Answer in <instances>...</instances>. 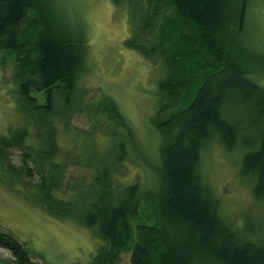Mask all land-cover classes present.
<instances>
[{
	"label": "trees",
	"instance_id": "trees-1",
	"mask_svg": "<svg viewBox=\"0 0 264 264\" xmlns=\"http://www.w3.org/2000/svg\"><path fill=\"white\" fill-rule=\"evenodd\" d=\"M48 1L0 0V51L16 53L15 98L25 119L10 137L0 133V164L16 176H34L26 159L33 160L40 177L35 199L54 217L73 218L94 232V264H120L123 253L132 264H264V228L224 218L199 170L201 150L215 136L228 148L240 145L246 151L241 172L264 204V85L248 70V50L237 39L247 0H113L129 11L126 46L163 72L151 117L162 138L161 169L146 195L136 181H113L126 158L115 127L120 116L104 94L88 99L80 85L87 70L83 32L52 15ZM81 115L113 137L92 182L66 180L71 159L58 160L59 124L71 128ZM31 126L38 146L28 144ZM13 148L26 158L18 169L11 165ZM146 203L154 207V221L136 223ZM0 248L14 258L0 264H43L1 228Z\"/></svg>",
	"mask_w": 264,
	"mask_h": 264
},
{
	"label": "rangeland",
	"instance_id": "rangeland-1",
	"mask_svg": "<svg viewBox=\"0 0 264 264\" xmlns=\"http://www.w3.org/2000/svg\"><path fill=\"white\" fill-rule=\"evenodd\" d=\"M48 3L52 4V15L62 17L83 32L87 70L80 85L89 90L88 99L93 102L104 94L114 113L120 116L121 125L114 124L119 139L125 140L126 158L113 181L122 186L136 181L140 194L146 195L156 189L161 169L162 138L151 122L161 98L158 85L163 76L161 67L126 46L125 41L131 35L127 6L113 0ZM237 39L248 50V70L264 85V0H247L245 27ZM15 58V52L0 51V133L9 137L25 123L15 98ZM194 89L191 99L197 92ZM93 123L81 115L73 119L71 128L59 124L58 160L67 156L71 159L66 180L80 178L92 182L98 160L109 156L113 137L103 129H94ZM34 130L31 126L29 133H33L28 144L38 146ZM246 135L253 136L251 132ZM245 153L240 145L228 148L215 136L201 150L199 170L220 200L222 216L238 227L254 222V228L257 226L259 230L264 228V204L254 195L253 180L241 172ZM10 158L14 169L21 168L26 159L20 148H13ZM26 160L34 176H16L0 164V228L17 235L36 261L43 264H94L99 239L79 221L54 217L37 201L40 177L33 160ZM108 167L112 175L114 169L110 164ZM146 204L134 220L136 223H153L154 207ZM0 259L14 261L11 252L3 248ZM120 264H132L128 253L122 254Z\"/></svg>",
	"mask_w": 264,
	"mask_h": 264
}]
</instances>
